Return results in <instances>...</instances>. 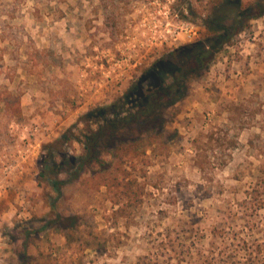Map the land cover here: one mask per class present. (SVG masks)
<instances>
[{
	"label": "rangeland",
	"instance_id": "1",
	"mask_svg": "<svg viewBox=\"0 0 264 264\" xmlns=\"http://www.w3.org/2000/svg\"><path fill=\"white\" fill-rule=\"evenodd\" d=\"M107 2L0 0V263L27 254L31 264H264V1ZM216 5L238 31L199 60ZM181 21L196 26V39L143 58L147 38ZM136 56L141 64L129 66ZM185 72L199 75L162 113L161 133L141 131L147 140L121 165L110 146L106 164L77 168L84 117L95 133L105 124L94 112L128 117L137 109L123 103L136 86L171 75L178 87ZM8 98L20 99L12 119ZM57 140L66 159L45 171ZM58 214L76 218L74 234L50 223Z\"/></svg>",
	"mask_w": 264,
	"mask_h": 264
},
{
	"label": "trees",
	"instance_id": "2",
	"mask_svg": "<svg viewBox=\"0 0 264 264\" xmlns=\"http://www.w3.org/2000/svg\"><path fill=\"white\" fill-rule=\"evenodd\" d=\"M108 0H102L104 3V7L107 9ZM264 0H260V3L263 5ZM110 5H113L115 8L121 3V0H113L110 2ZM112 6V7H113ZM215 10L218 9L217 5L214 7ZM110 16L107 17L106 25L110 28L112 36L117 28L115 12L116 9L110 8ZM262 12V10H261ZM257 17L256 15L249 16L248 19H253ZM230 18L225 12L217 11L214 13L213 17L208 20L206 24L207 37L206 42L209 44L207 48H203L198 53L195 54V58L201 60L205 58L206 55L210 54L212 50L210 49L211 45L214 43H218V41L224 39V43L230 44V40L236 35L238 31V27L236 23L229 24ZM228 23V24H227ZM198 56V57H197ZM198 73H186L181 77L182 84L178 87H175L174 84L168 83L169 79H173V76L164 77L158 76L155 84L150 85V87L144 86H136L132 93L128 96V101H125L123 105L130 104L133 108L137 109V111L133 114H130L128 117L121 116L120 113H117L115 109H112L109 113L105 112H94L93 116L101 118L104 121L105 126H99L98 131L93 133V130L90 129L89 125L91 124V119L89 116L83 118L85 125L87 126L86 130L81 132V137H78L79 142L81 143L83 150L81 156L78 158L77 168H83L87 165V163H98V164H106L107 162L100 157L101 150H107L112 148V150H107L109 155L121 165L119 160L123 158L128 150L138 145L142 140L146 141L147 139H141V136H149L143 135L141 131H150L155 129L156 132L161 133L164 127V121L162 119V113L175 105L178 99L181 98V95L185 94L184 83L191 80L192 78H196ZM171 77V78H170ZM175 83V82H174ZM179 92V93H178ZM10 98L3 100L5 103V115L8 119H12L15 116H19L21 113L20 110V99L19 98ZM106 115V116H105ZM111 115V116H109ZM138 131L134 133L133 131ZM134 133L135 136H131L130 139L125 137L127 133ZM142 134V135H141ZM121 137L118 138L117 136ZM70 139V138H69ZM116 141V142H115ZM63 140H57L52 144L48 145V150L43 159L44 170L48 171L52 169V166H55L59 161H64L66 159V154L62 151ZM119 151L122 153L119 155ZM144 153V150L143 152ZM132 162V161H131ZM130 162V163H131ZM60 163V162H59ZM120 163V164H119ZM57 166V165H56ZM79 173V172H78ZM114 185H121L123 182L119 181L117 177L113 176ZM136 183L135 181H128L123 184L121 187L123 189L126 188L127 184ZM104 187L108 188L109 185L107 182L102 184ZM128 192L124 190L123 195ZM129 196V195H128ZM76 218L73 217H65L58 214L55 220H52L51 224H57L60 229L69 231L70 234H74ZM56 226V225H55ZM171 251H174L175 247L173 244L170 246ZM16 254H22L24 251L15 250ZM33 262V258L27 254L22 256V264H31ZM34 264H51L50 260H39L38 262H34Z\"/></svg>",
	"mask_w": 264,
	"mask_h": 264
},
{
	"label": "built area",
	"instance_id": "3",
	"mask_svg": "<svg viewBox=\"0 0 264 264\" xmlns=\"http://www.w3.org/2000/svg\"><path fill=\"white\" fill-rule=\"evenodd\" d=\"M183 12L186 15L188 14L187 9L185 8H183ZM174 17L178 18V15L175 14ZM197 36H198V29L194 24L189 23L187 21H181L180 24L175 28V30H173V32H171L170 30H164L163 34L157 39L156 42L151 41L154 40V38L151 37L147 38L145 42V46L149 47V49L143 55V58L151 59L153 55V50L156 48L160 49L166 46L169 47L171 45L180 44L181 42H191L194 39H196ZM134 59H136L134 61V64L131 62L129 66L137 67V65L141 64L140 58L136 56Z\"/></svg>",
	"mask_w": 264,
	"mask_h": 264
},
{
	"label": "crops",
	"instance_id": "4",
	"mask_svg": "<svg viewBox=\"0 0 264 264\" xmlns=\"http://www.w3.org/2000/svg\"><path fill=\"white\" fill-rule=\"evenodd\" d=\"M15 177H19V176H18V175L13 176V180H12V181H14ZM0 264H1V263H0Z\"/></svg>",
	"mask_w": 264,
	"mask_h": 264
}]
</instances>
